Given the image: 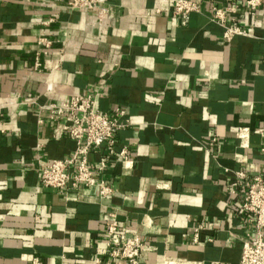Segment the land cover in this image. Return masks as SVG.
Here are the masks:
<instances>
[{
    "label": "crops",
    "instance_id": "obj_1",
    "mask_svg": "<svg viewBox=\"0 0 264 264\" xmlns=\"http://www.w3.org/2000/svg\"><path fill=\"white\" fill-rule=\"evenodd\" d=\"M244 1H201L183 20L163 0H0V264H113L111 214L149 247L139 264H239L253 225L227 188L236 171H264V0L253 18ZM213 5L235 6L250 36L223 42ZM86 95L130 122L114 146L129 163L108 159L104 200L39 182L75 149L66 119L43 107ZM105 156L92 148L88 160Z\"/></svg>",
    "mask_w": 264,
    "mask_h": 264
},
{
    "label": "built area",
    "instance_id": "obj_2",
    "mask_svg": "<svg viewBox=\"0 0 264 264\" xmlns=\"http://www.w3.org/2000/svg\"><path fill=\"white\" fill-rule=\"evenodd\" d=\"M105 0H70L69 8H92ZM172 8L174 16L187 20L190 15L202 13L201 1L213 0H163ZM262 5V0H245L243 9L249 18H253ZM236 10L235 6H212L209 20L222 28L221 39L230 42L236 36H250L248 27L229 18ZM38 66V64H37ZM48 111L52 122L65 118L63 131L75 143L73 153L63 159L52 160L40 169V185L62 193L70 188H92L98 197L104 200L113 194L112 185L102 174L109 164V158L117 156L125 164L129 163L125 150L115 153L114 146L117 132L130 125L126 112L115 109L112 115L102 113L97 108L95 96H75L61 103H49L43 107ZM211 143L215 139H211ZM105 146L106 156L95 166L88 160L92 148ZM260 151L264 154V144ZM228 192L240 199L241 212L253 225V232L242 243L239 264H264V171L261 175L248 176L244 171H236L228 185ZM203 226L193 233V242H198ZM102 235L107 255L113 264H139L140 256L149 247L138 236H127L115 215L102 225ZM211 241V240H209ZM32 264H40L38 258L29 257ZM95 264H101L99 258ZM219 264V263H213Z\"/></svg>",
    "mask_w": 264,
    "mask_h": 264
}]
</instances>
